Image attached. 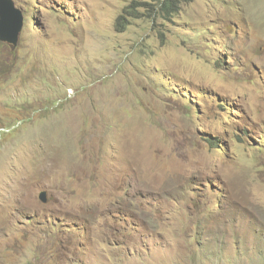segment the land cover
<instances>
[{
	"label": "rangeland",
	"instance_id": "1",
	"mask_svg": "<svg viewBox=\"0 0 264 264\" xmlns=\"http://www.w3.org/2000/svg\"><path fill=\"white\" fill-rule=\"evenodd\" d=\"M12 1L0 264H264V0Z\"/></svg>",
	"mask_w": 264,
	"mask_h": 264
},
{
	"label": "trees",
	"instance_id": "2",
	"mask_svg": "<svg viewBox=\"0 0 264 264\" xmlns=\"http://www.w3.org/2000/svg\"><path fill=\"white\" fill-rule=\"evenodd\" d=\"M192 0H142L138 2L134 1L131 5L126 7L123 13L118 17L116 28L120 31L126 30L128 25L131 23V20L135 18H140L142 15L138 11L139 7L143 6L147 11L155 15L163 16L164 19L170 20L172 16L176 15L181 8V4L191 2ZM135 4H138V7H135Z\"/></svg>",
	"mask_w": 264,
	"mask_h": 264
},
{
	"label": "water",
	"instance_id": "3",
	"mask_svg": "<svg viewBox=\"0 0 264 264\" xmlns=\"http://www.w3.org/2000/svg\"><path fill=\"white\" fill-rule=\"evenodd\" d=\"M20 16V22L22 21L21 11L15 8L12 0H0V40L8 42L16 47L19 39V31L21 25L14 23V17ZM48 193L46 191L41 192L40 199L43 202H47Z\"/></svg>",
	"mask_w": 264,
	"mask_h": 264
},
{
	"label": "clouds",
	"instance_id": "4",
	"mask_svg": "<svg viewBox=\"0 0 264 264\" xmlns=\"http://www.w3.org/2000/svg\"><path fill=\"white\" fill-rule=\"evenodd\" d=\"M41 194V193H40Z\"/></svg>",
	"mask_w": 264,
	"mask_h": 264
}]
</instances>
